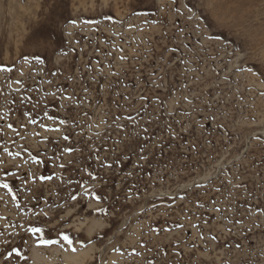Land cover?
I'll return each mask as SVG.
<instances>
[{
  "label": "rangeland",
  "instance_id": "374dc122",
  "mask_svg": "<svg viewBox=\"0 0 264 264\" xmlns=\"http://www.w3.org/2000/svg\"><path fill=\"white\" fill-rule=\"evenodd\" d=\"M0 264H264V0H0Z\"/></svg>",
  "mask_w": 264,
  "mask_h": 264
},
{
  "label": "snow or ice",
  "instance_id": "6c2138e0",
  "mask_svg": "<svg viewBox=\"0 0 264 264\" xmlns=\"http://www.w3.org/2000/svg\"><path fill=\"white\" fill-rule=\"evenodd\" d=\"M34 231H39V229H34ZM65 239H67V237H65Z\"/></svg>",
  "mask_w": 264,
  "mask_h": 264
}]
</instances>
